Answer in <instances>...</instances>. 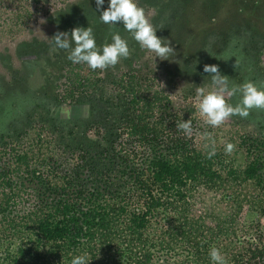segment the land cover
Returning <instances> with one entry per match:
<instances>
[{
    "label": "trees",
    "instance_id": "trees-1",
    "mask_svg": "<svg viewBox=\"0 0 264 264\" xmlns=\"http://www.w3.org/2000/svg\"><path fill=\"white\" fill-rule=\"evenodd\" d=\"M26 1L24 36L0 50V264H212L213 247L264 264V109L232 116L250 127L229 142L236 162L198 147L201 118L181 105L216 90L205 65L229 88H264V0H137L170 45L162 58L104 24L95 0ZM77 27L98 47L119 33L129 56L73 63L54 36ZM245 207L257 225L240 228Z\"/></svg>",
    "mask_w": 264,
    "mask_h": 264
},
{
    "label": "clouds",
    "instance_id": "clouds-1",
    "mask_svg": "<svg viewBox=\"0 0 264 264\" xmlns=\"http://www.w3.org/2000/svg\"><path fill=\"white\" fill-rule=\"evenodd\" d=\"M95 2L98 9H103L100 12V20L104 24L110 26L122 24L142 48L154 51L159 58L166 57L171 51L170 45L164 44L163 39L157 36V30L147 20L137 0H107V8H104L106 0H95ZM54 43L58 49L70 50L67 57L70 61L86 63L93 70L115 66L121 58H127L130 54L127 41L119 33L112 35L111 43L98 47L91 27L74 28L71 34L58 33L54 36ZM204 72L213 74L212 83L217 86L216 90L206 94L202 89H198L200 100L197 108L208 125L215 128L230 116L247 117L253 108L264 109V88L258 87L251 81L229 88L227 76L220 73L217 65H205ZM225 93L229 97L240 93L239 103L235 106L228 103ZM177 128L185 135H191L190 120L178 123ZM234 147L232 143H228L225 146V153H232ZM208 155L209 158L215 155L214 147ZM209 257L212 264H226L224 255L215 247L210 249ZM71 264H89V262L86 255H76L71 259Z\"/></svg>",
    "mask_w": 264,
    "mask_h": 264
},
{
    "label": "rangeland",
    "instance_id": "rangeland-1",
    "mask_svg": "<svg viewBox=\"0 0 264 264\" xmlns=\"http://www.w3.org/2000/svg\"><path fill=\"white\" fill-rule=\"evenodd\" d=\"M60 1L61 0H57L58 3H60ZM26 8H29L28 2L26 0H0V50L3 47L9 46V41L12 38L21 39L24 36V30L27 25H25L26 21H22V19L27 15L23 10ZM41 29H43V27L40 28V30ZM157 85H161V83L155 81L154 90L156 89L155 87ZM199 100L197 104L195 103L193 106H190L186 102H181V105L189 110L194 109V116L196 115L197 117L201 118V127H204V133L197 134L196 141H198V147L203 149L205 152L207 150H212L213 147L215 148V152L218 150H224L225 146L229 142H234V144L238 143L240 135L243 134V131L240 127L250 128L248 121H246V123H240L241 121L239 122L238 120L233 119L232 116L226 118V120L220 126L213 128L212 126L205 123V118L199 113L197 108ZM256 114L258 115L259 112ZM235 147L237 146L235 145ZM230 158L231 160L235 159V161L238 162L240 157L234 156L232 152ZM237 189L238 188H235V190ZM231 192L232 188L229 189V193ZM223 209H226V205L223 207ZM194 210L195 211L192 216L194 215L195 218L200 217L202 214L205 216L207 211L206 208L200 206H197ZM249 210L250 209L248 207H245L243 213L240 215V228L257 225V215L251 214ZM260 224L262 228H264V219H261ZM156 225L160 226V224Z\"/></svg>",
    "mask_w": 264,
    "mask_h": 264
}]
</instances>
